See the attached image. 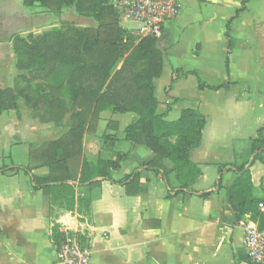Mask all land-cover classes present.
<instances>
[{"label":"crops","instance_id":"obj_1","mask_svg":"<svg viewBox=\"0 0 264 264\" xmlns=\"http://www.w3.org/2000/svg\"><path fill=\"white\" fill-rule=\"evenodd\" d=\"M19 1L22 4V0H0L12 6V10L0 9V14H6L12 25L10 32L17 30L8 33L6 25L0 28V89L21 85L24 80L19 76L26 75L16 68L13 39L60 29L53 27L37 34L33 28L20 31V19L16 16L20 9L30 20L32 9L28 8L41 7L35 4L20 8ZM180 1L181 13L164 25L157 39L163 66L160 77L154 80L156 113L168 110V122L176 121L183 110H193L204 117L199 146L188 154L200 174L186 190L179 189L173 172L164 176L160 170L140 169L137 181L120 184L154 155L139 141L125 140L123 131L136 122L135 114H119L104 107L95 124V130L102 129L101 138H97L95 130L84 134L82 148L87 162L117 161L110 171V181L98 178L99 183L91 188L69 183L76 196L85 193L90 200L91 220L86 224V233L76 230L81 225L75 219L60 216L52 223L44 215L46 196L32 190L29 175L44 177L48 174L46 167L26 173L21 169L26 167L23 163L9 166L0 173V264H56L59 245L50 240L52 224L59 226L62 236V231L68 230L78 238L90 255V264H248L243 232L229 206V189L240 176L235 168L244 165L243 171L250 175L252 195L263 196L260 187L264 184V151L252 153L251 146L261 135L264 139V92L258 93L255 100L249 85L236 79L231 67L233 61L238 65L243 62L237 49L249 45L247 27L264 34V0H222L225 12L219 38L226 47L222 55H215L213 46L209 47L212 41L202 35L207 22L198 28L202 34H191L187 43L183 39L180 42L192 24L185 19L187 14ZM202 4L215 5L212 0ZM123 28L131 32L124 24ZM12 34L15 35L11 37ZM187 53L194 61L192 65H185ZM213 59L223 67L217 75L219 84L207 80L215 75L211 69ZM232 88L236 94H229ZM64 100L68 103V99ZM69 116L70 113L64 115V125ZM250 118L256 121V127L251 135L242 136L241 120ZM211 119L226 124L221 134L216 126L209 125ZM58 129L52 122L34 118L32 110L20 107L18 102L17 112L10 110L0 115V152L3 154L12 145L29 148L38 142L41 131L44 140L54 141V131ZM87 137L92 140L90 144H86ZM162 166L166 170L171 168L167 160L162 161Z\"/></svg>","mask_w":264,"mask_h":264},{"label":"trees","instance_id":"obj_2","mask_svg":"<svg viewBox=\"0 0 264 264\" xmlns=\"http://www.w3.org/2000/svg\"><path fill=\"white\" fill-rule=\"evenodd\" d=\"M111 1L22 0L25 7L37 4L57 16L62 7L73 6L78 14L92 18L97 25L77 28L61 24L57 30L15 37L12 47L16 68L26 74L19 79L25 83L39 82L42 93L31 99L24 90L0 89V115L10 110L17 112L19 97L24 98L33 117L41 122L59 123L70 113L67 132L55 141L30 145L29 165L21 168L30 173L46 167L48 174L44 177L29 175L31 188L44 196L69 194L67 211L74 210L69 183L91 188L99 183L98 178L110 181V171L117 164L101 160L90 163L83 157V135L94 133L95 121L104 107L119 114H135L136 122L123 131L125 140L139 141L154 155L120 184L137 181L140 169L160 170L164 176L173 172L179 189L186 190L200 174L188 154L199 146L204 117L196 111L183 110L176 121L168 122V110L156 113L154 80L160 77L163 66L158 40L137 38L121 27ZM258 151H264L262 138L254 140L251 146L252 153ZM163 160L170 163V170L162 166ZM243 169L244 165L235 168L240 176L229 189V206L238 222L247 216L259 231H264V212L259 207H264V184L260 187L263 196L254 197L249 172ZM7 170L0 168V173ZM89 204L88 198L80 202L88 211ZM58 229L57 224H52L50 240L55 246L63 239Z\"/></svg>","mask_w":264,"mask_h":264},{"label":"rangeland","instance_id":"obj_3","mask_svg":"<svg viewBox=\"0 0 264 264\" xmlns=\"http://www.w3.org/2000/svg\"><path fill=\"white\" fill-rule=\"evenodd\" d=\"M215 5H204L202 3H205V0H182V3L185 7V12L187 16L185 19L191 21V26L184 31L182 38L180 42L187 43L189 41L191 34H198L199 35V27L207 22V26L205 28V34H202L203 36H206L209 38V41H212V43L209 45L212 51L214 49V54L220 55L223 54L224 51L222 49H225V45L221 44V39L219 38V30L221 28V24L223 23L222 17L224 16L225 8L222 4V0H212ZM115 0H112V5L114 4ZM0 9H4V11H8V9L12 10L11 5H5L0 3ZM10 7V8H7ZM16 7V6H15ZM19 7H22L21 1H19ZM38 7V6H37ZM30 11V17L29 20L28 14H26L22 9H20L18 15L20 19V25L19 30L23 31L25 29H34V32L41 33L45 30H49L53 27L58 28L61 24H64L65 26L69 27H77V28H94L97 24L96 22L90 18L86 17L84 15L78 14L73 6L70 7H62L61 11L59 13V16H57L53 12H49L46 9L37 8L36 10H33V8H28ZM44 10V11H43ZM62 12V13H61ZM181 13V10H180ZM35 18V19H32ZM0 18L2 22L0 21V28H3V26H7L6 30L8 33L16 32L17 30L14 29L10 32V27L12 26L9 24V20H7V16L5 13L0 14ZM32 23V24H31ZM16 24V23H15ZM124 26L131 28L132 25L123 22ZM122 22L119 21V25L123 27ZM200 24V25H199ZM29 27V28H28ZM31 27V28H30ZM248 32L249 37V45L242 47V50H238V56L240 59H243V62L239 65L236 64L233 61L231 70L235 73V78L242 80L244 83H247L250 87V90L253 91L252 97L256 100L259 96L258 93L264 92V34L259 33L257 31H253L251 28L247 27L246 29ZM258 30V26H257ZM15 35L12 34L11 37ZM185 45V44H184ZM242 46V45H241ZM187 48V47H186ZM185 57V65L189 64L192 65L194 62L190 58V54L187 53L184 55ZM217 59H213V64L211 65V69L215 72V75L207 76V80L210 82V84H219L220 78L217 76L219 73L221 74L223 71V67L216 62ZM242 64V65H241ZM178 72H176L177 74ZM42 85H40L39 82H33V83H25L23 82L21 85H18L15 87L14 90H24L25 93H27L28 97L31 99L38 96V94H41ZM44 91V90H43ZM237 93L235 89H230L229 94ZM19 104L20 107L23 108H29L27 104L24 101L23 97H19ZM30 109V108H29ZM105 119V116H103ZM176 119V118H174ZM98 118L96 119L95 123L97 124ZM243 124L242 132L244 133L242 136H248L251 135V130H254L256 127V121L253 119H247V120H241ZM52 122L56 128H59V131H54L56 134L53 136L54 141L62 137L67 129V126L64 125V117L60 119L59 123L56 121H50ZM209 125L211 127H215L218 129V133L221 134L222 131L225 128L226 124H222L219 120L212 119L209 121ZM108 126V125H107ZM209 126V127H210ZM263 130V129H262ZM98 132L97 138H101L100 134L102 132V129L100 131L95 130V132ZM85 134H92V133H85ZM232 134V132L230 133ZM230 134L227 136L230 138ZM223 136H225L223 134ZM262 138V135H261ZM91 138L86 139V144L91 143ZM48 143L51 141L44 140V133L43 131L40 132L39 140L36 144L40 143ZM26 147V146H25ZM24 146H15L12 145L8 147L3 154L0 152V168H8L9 166L16 165L18 163H23L26 165V167L29 165V148H25ZM28 150V153H27ZM14 169V168H13ZM69 194H61V195H53L50 194L46 197H43V213L46 216V218L51 219L52 223L58 219L60 216H68V218L77 220L78 225L76 226V230L81 231L82 233H86L87 230V222L89 223L91 220L90 213L88 210H86L82 205L80 206V202L82 199L87 198L85 193L83 195L76 196L73 192V201H74V210L73 211H67L66 210V202L68 200ZM70 198V197H69ZM77 208H79V212H77ZM69 221H71L69 219Z\"/></svg>","mask_w":264,"mask_h":264},{"label":"built area","instance_id":"obj_4","mask_svg":"<svg viewBox=\"0 0 264 264\" xmlns=\"http://www.w3.org/2000/svg\"><path fill=\"white\" fill-rule=\"evenodd\" d=\"M120 22L132 25L137 38L159 39L164 25L175 20L181 10L180 0H115L113 4ZM264 212V207L259 206ZM242 229V245L248 264H264V231H259L248 217L238 222ZM56 251V264H90V255L68 230Z\"/></svg>","mask_w":264,"mask_h":264},{"label":"water","instance_id":"obj_5","mask_svg":"<svg viewBox=\"0 0 264 264\" xmlns=\"http://www.w3.org/2000/svg\"><path fill=\"white\" fill-rule=\"evenodd\" d=\"M253 156L249 159L247 166H250Z\"/></svg>","mask_w":264,"mask_h":264}]
</instances>
